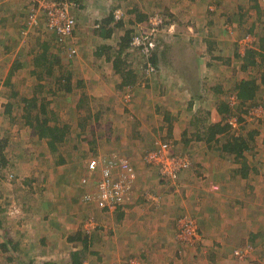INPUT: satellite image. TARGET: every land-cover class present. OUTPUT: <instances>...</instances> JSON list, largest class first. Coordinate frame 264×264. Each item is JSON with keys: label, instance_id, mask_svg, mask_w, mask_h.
<instances>
[{"label": "rangeland", "instance_id": "obj_1", "mask_svg": "<svg viewBox=\"0 0 264 264\" xmlns=\"http://www.w3.org/2000/svg\"><path fill=\"white\" fill-rule=\"evenodd\" d=\"M28 1L17 0L14 5L20 13L17 16L13 8H0V140H8L6 154L12 159L8 165L0 161V222L4 223L3 227L0 225V244L6 243L8 248H14L11 238L18 240L14 250H0V264H40L45 261V248L49 252L58 249L61 255L69 257L71 248H67V244L73 247L76 241H66L67 236L82 239L83 233L88 230L94 231L93 236H99L98 226H88L89 221L86 220L92 211L91 205L85 204L84 200L85 194L91 190L88 187L91 185L86 182L100 170L98 160L106 161L116 155L118 159L128 157L134 165L137 163L144 167L143 153L151 148V144L153 146L155 138L173 139L169 136L166 115L173 120V128L175 124L180 126V142L183 143L180 151L194 148L190 145L191 141L201 140L208 124L218 122L213 114L226 122L223 115L217 112V106L235 93V82L258 75L262 69L258 59L257 66L244 70V60L236 54L237 42L249 32L256 31L258 45L264 44V27L258 20L260 24L250 31L252 18L248 12L244 14L248 23L221 20L220 32L216 35L224 37L227 44L222 43L221 49L217 47L216 55L212 56L207 50L216 40L207 37L211 27L198 19L194 20L195 10L192 6L197 3L196 0H111V3H105L111 4L105 7V15L99 18L90 13V8H94L92 0H80L82 8L74 11L79 20L77 23L80 22L79 31L73 39L68 36L64 40L58 39L64 44L60 47L54 42L55 36L46 24L47 18L43 17L45 14L39 16L36 25L28 21L34 0ZM213 3L214 0L204 1L205 16ZM136 5L142 6L143 14L150 17L167 20L172 13L175 14V22H172L176 28L166 24L157 31L163 32L162 39L155 46L159 54L157 74L144 78V82L136 85L127 83L122 88L121 76L115 73L112 62L106 61L104 56L95 57L94 50L101 43L116 44L126 29L131 28L136 30L135 34H141L152 28L150 18L139 22L136 13L128 12ZM116 6L123 7L117 9L119 17L115 14V18L122 21L124 29L115 28L118 23L115 21L110 25L113 33L106 35L107 31L103 30L99 34L94 29L95 21L109 16ZM188 26L192 27L190 31ZM175 30L176 33L181 31L180 36L173 35ZM137 64L142 65L138 60L134 64L136 69ZM180 71L196 77L192 80L194 83L190 82V89L189 81H184L185 77ZM69 72L73 74V83L68 91L67 82L60 78L63 73ZM198 78L199 88L195 85ZM78 82H83L84 87L78 88ZM196 92H199V96L193 99ZM129 94L131 102L126 103L125 97ZM34 97L37 107L45 103L51 125L69 126L67 137L57 150L50 148L47 138H39L34 125L31 126L25 115V106ZM5 100L10 107H4L7 104ZM231 105L239 116L246 114L239 112L247 110L248 105H261L264 108V89L258 92L254 101H247L239 107L237 103ZM36 109L30 108L33 121ZM136 116L142 122L139 129H135L138 128ZM128 124L132 126L131 134L126 132L125 126L128 127ZM232 131L229 132L231 135ZM240 132L250 145H256L261 152L264 147V122L248 123ZM220 140L225 141L223 137ZM16 144L18 147H15ZM252 149L256 150L255 147ZM189 152L193 157L192 150ZM253 152L248 150L246 154L249 157ZM261 156L257 153V160L262 161ZM27 157L28 161L25 159ZM93 164L96 165L94 170L91 167ZM46 167H52L48 176L44 174ZM183 174L171 187L175 194H184ZM139 176L138 172L137 179ZM46 194H51V202L60 206L52 204L53 210L48 216ZM128 209L124 207L121 211L128 212ZM64 211L66 214H63ZM114 215L115 221L117 217L119 220L126 217L121 213ZM44 217L66 219L70 222L69 230L58 228L54 233L48 231L45 229L46 223H42ZM107 222L115 223L111 216ZM69 232L72 233L69 235ZM21 239L26 246H20ZM91 251L95 250H86L82 257L86 264L105 263L102 256ZM57 260L58 264H72L71 258ZM134 262L138 264L135 259Z\"/></svg>", "mask_w": 264, "mask_h": 264}, {"label": "crops", "instance_id": "obj_2", "mask_svg": "<svg viewBox=\"0 0 264 264\" xmlns=\"http://www.w3.org/2000/svg\"><path fill=\"white\" fill-rule=\"evenodd\" d=\"M110 1L92 0L91 4L94 5V8H90V13L94 14L96 18L101 17L105 13V7H110ZM196 1L197 3L192 6L195 10L194 20L198 19L202 24L207 25L210 15L218 18L220 23L225 19L231 20L233 23H245L248 19L244 17V14L248 12L252 18V21L249 22L250 28L253 29L256 24L260 23L261 27H264V10H262L264 0H217L215 4L209 5L216 12H207L206 19L207 14L204 15L205 0ZM16 2L17 0H0V8L4 7L6 10L13 8L16 12L15 15H20L19 10L14 7ZM107 2L110 3L105 4ZM235 8L236 10H234ZM17 19L19 20V18ZM237 20L238 22H236ZM222 43L227 44V40L218 36L217 47L219 50ZM94 94L96 95V93ZM7 102L5 100V103ZM9 105L7 103L4 107L7 108ZM213 116L215 121H222L219 116H215V114ZM136 121L138 128L135 129H139L142 124L140 117L136 116ZM214 123L217 122H212V124ZM125 127L126 132L131 134L133 131L131 124ZM207 130L208 127L201 136V140L191 141L190 145L194 148L184 151H180L183 146V143L180 142V126L177 127L175 124L171 135L169 134L170 137H173L170 140L174 143V151L189 153L194 162L193 168L184 171L185 190L183 195L175 194L168 183L161 181L156 168L149 165L138 166L136 163L141 177L139 176L137 179L133 194L128 198L127 205H130L128 212L123 211L124 213H122L126 217L122 220L117 217L115 221L116 211H107L98 203H88L91 205L92 215L86 221L93 220L95 226H98L97 229L99 228L100 235L93 236L94 231L92 230L84 232L82 239L67 236L66 241H76V244L73 245L74 248L67 244V248H71L69 257L61 255V251L58 249L49 252V249L45 248L43 249V252L46 253L44 260L58 264V258H71L72 263L74 252H79V255L84 257L86 250L94 249L95 251L91 252L102 256L105 259L104 264H135L134 259L138 264H263L264 147L259 152L257 146L254 144L252 146L249 142L243 155L235 158L234 153L222 148L224 142L221 140L209 141L206 137ZM228 134L231 135V133ZM232 135L245 138L241 132L239 135L234 133ZM224 136L225 134H222L218 137L225 139ZM139 137H143L141 132H139ZM15 147H18L17 144ZM252 147H255L256 150ZM190 150H192L193 157ZM248 150L254 151L249 157L246 154ZM257 153L262 155L260 158L262 161L257 160ZM7 158L12 161L8 156ZM25 159L28 161V157ZM13 161L16 163L15 159ZM243 165H245L244 168H242ZM51 168L46 167L44 174L47 175L52 171ZM88 187L91 189L90 192L96 191L95 187ZM46 198L48 205L46 216H48L53 210L51 205H59L56 202H51L53 200L51 194H46ZM181 213L192 215V217H194L193 215L197 216L195 218L201 238L190 239L189 236L181 237L179 235ZM63 214L66 212L64 211ZM109 216L115 222H112L113 225L107 222ZM50 217H44V221L42 220V223H46L45 229H49L48 231L52 233L56 232L58 228L69 230V221ZM1 225L3 227L4 223ZM103 232L110 234L102 235ZM71 233L69 232V235ZM11 239L15 244L18 241L14 240V237ZM55 239L58 241L57 238ZM60 240L64 241L62 238ZM19 242L20 246H26V244H22V239ZM54 245L56 247L57 243L55 242ZM247 245L251 247L249 257L242 259L234 254L236 248ZM83 263L86 264L85 261Z\"/></svg>", "mask_w": 264, "mask_h": 264}, {"label": "trees", "instance_id": "obj_3", "mask_svg": "<svg viewBox=\"0 0 264 264\" xmlns=\"http://www.w3.org/2000/svg\"><path fill=\"white\" fill-rule=\"evenodd\" d=\"M78 4H77V9L82 8L81 3L79 2L80 0H75ZM217 2V0L214 1L213 4H215ZM119 8H123V7H115L114 9L111 10L110 15L107 17H104L100 20H96V24L94 26L95 31L99 32V34L103 31L106 30L107 34H110L113 30L110 27V25H112L115 21H117V25L116 27H119V29L123 30L124 29V24L122 23L121 20H118L115 18V14L117 13L118 10H120ZM118 9V10H117ZM142 6H137L134 9L128 10V12H132V13H136V16L138 17V21H144L145 19H149L151 18L150 15L148 16L147 14H143V12L141 11ZM208 12L209 13H214L216 12L215 9H211L210 7L208 8ZM211 17H208V15L205 17V19L208 17V21H207V25L208 27H211L212 29L209 30L207 37L209 38H213L216 41H212L210 46L208 47V52L214 56L215 51L217 49V39L218 36L216 35L219 34L220 32V22H218V18H215L214 16L210 15ZM76 18V16H75ZM176 15L175 14H171L170 18L167 20H163V23L158 27V29H160L161 27H163L166 24H170V26L174 28H176V25H174L173 23L175 22ZM165 19V18H164ZM150 20V19H149ZM174 20V22H172ZM79 20L78 18H76V25L74 26V28L72 29L71 32V36H69V38H74L77 34L78 30V24L77 23ZM172 22V23H171ZM169 27V26H168ZM167 27V28H168ZM188 31H190L192 29L191 26H188ZM177 30H175V32L173 33L174 36L179 35L180 36V32H177ZM250 31H253L250 30ZM135 32L136 30L134 29H126L124 31V35L120 37L119 41L115 44L113 43H101L98 44L94 50V56L95 57H99L102 58L103 56L105 57L104 59L106 61H111L114 71L115 73L119 74L121 76L122 79V85H125L128 83V85L131 84L132 85H136L138 82H144L142 81L144 78H150L151 75L153 74H157L156 72H158L159 69V63H158V57L159 54L157 53V47L156 44L157 42H159L162 38V33L163 32H155L152 35H150V40L153 41V46L150 47V42H147V47H150L148 52H146V47L145 44L142 45H135L134 44V39H135ZM113 33V32H112ZM53 35L55 36V41L56 45L58 47L60 46H64L63 42L58 40V34L56 32H53ZM247 35H253L255 37V41L253 42V47L248 45L245 50H244V54L243 53V47H242V39L244 37H246ZM112 34L109 36L111 37ZM155 36V37H154ZM159 37V38H158ZM242 39H240L237 44H238V50H237V55L239 57H241L244 60V64H243V69L247 70L250 66H257L258 65V59L261 62L262 65V69L261 71L258 73V75H251L248 78H242L240 81L237 80V82H235V93L233 95L236 96L237 100V106H241L243 104H246L247 101H254L257 96H258V92L260 90L264 89V44H259L258 45V38L256 36L255 32H249L245 35H243ZM62 48V47H61ZM193 49V47H192ZM198 53V52H197ZM46 58V57H45ZM140 60L142 65L137 64V69L134 68V64ZM177 64V62H176ZM153 67V69H150V66ZM141 67V71L139 70ZM178 66V65H177ZM176 67V66H175ZM142 68H144V70H142ZM197 70V68H196ZM195 70V74L196 76L197 71ZM185 71V70H184ZM184 71H180L183 72V76L185 77L184 81H189L188 85H189V89L192 86L190 82H193V79H196V77L194 75H190L189 73H184ZM187 71V69H186ZM194 72V71H193ZM49 74L52 75L51 72H49ZM194 76V77H193ZM184 79V78H183ZM60 80L67 82V90H71V84L73 83V74L72 73H67L61 76ZM83 82H78V88H83L84 84H82ZM190 83V84H189ZM194 83V82H193ZM196 87L199 88V78L198 80H196L195 83ZM124 87V86H122ZM85 90V89H84ZM192 92V91H191ZM132 94V93H130ZM130 94L125 97V102H131V98ZM197 96H199V92H196L193 95V99H196ZM133 97V95H132ZM128 101V102H127ZM232 100H226V101H220V103L217 106V111L219 114L223 115L224 119L227 120V118L232 115L233 113V107L231 105ZM37 101L36 98L34 97L33 100H29L27 105L25 106L27 108V111L25 113V115H27L28 117V121L30 122L31 126L34 127V129H36L37 135L39 136V138H47L48 139V144L50 146V148L52 150H57L58 146L64 142V140L67 137V133H68V125L65 124L64 126H59V125H51V119L46 115V105L45 103H42L40 106L38 105L37 107ZM253 104V103H252ZM9 107V106H8ZM31 107H35L37 108V112L35 114L34 120H32V116H31V112H30V108ZM246 113L247 110L246 109H242L240 110L239 113ZM227 113V114H226ZM165 119L169 122V126H168V132L169 134L173 131V123H172V119L169 117V115L165 116ZM33 121V122H32ZM35 122V124H33ZM231 129V126L226 122L223 121H219L217 123L214 124H210L208 126V130L206 131V137L209 141L211 140H220V138L218 137L219 135L225 134V141L222 144V148L226 151H229L230 153H234L236 155V157H241L243 155V152L245 149L248 148V141L246 138H244L243 136H233L228 134L229 131ZM171 135V134H170ZM251 137V135H250ZM161 139V138H160ZM164 141H169L168 139H162ZM169 142H173L172 140ZM174 144V143H173ZM8 147V140H4L2 142V140H0V161L3 162L4 165H8L9 164V159L6 156V150ZM194 162L192 160V165L189 169L193 168ZM245 165L242 166V168H244ZM188 169V170H189ZM184 173V171L181 173V175ZM181 175H179V178H181ZM178 178V179H179ZM164 182V181H163ZM168 183L172 188L175 186V184H172L171 182H165ZM128 201L126 203H124L123 205L120 206V208L116 211V213H124L123 210L124 207H130V205H127ZM126 205V206H125ZM181 217L184 214H180ZM179 215V216H180ZM195 218V217H194ZM197 220V219H196ZM2 224V222H0V225ZM12 241V240H11ZM43 241V240H42ZM14 243V248L17 246V243L15 244V242L13 241L12 244ZM14 248H8V245L5 243L0 244V249H2L3 251H9V250H14ZM239 248H244V247H239ZM238 248H236L234 250V254L236 255L235 251ZM74 258L72 261V264H84L83 263V259L81 257V255H79V252H74L73 253ZM238 256V255H236ZM250 255L245 256L242 259H245L247 257H249ZM240 257V256H238ZM241 258V257H240ZM40 264H55V262L52 261H44Z\"/></svg>", "mask_w": 264, "mask_h": 264}, {"label": "built area", "instance_id": "obj_4", "mask_svg": "<svg viewBox=\"0 0 264 264\" xmlns=\"http://www.w3.org/2000/svg\"><path fill=\"white\" fill-rule=\"evenodd\" d=\"M77 4L75 0H34L31 12L28 14V21L36 25L39 16L45 14L43 17L47 18L48 28L52 32H56L60 40H64L66 36H71L72 29L76 25L74 11L77 9ZM116 15H119V11ZM149 21L152 28L141 34H136L134 39L135 45L145 44L146 52L153 46L150 35L159 30L158 27L163 23V18L155 16L151 17ZM254 41L253 35H247L242 39L243 53L248 45L253 46ZM147 42H150V47H147ZM149 66L152 70L153 67ZM230 99L232 100L231 104L237 103L235 95H232ZM236 111L233 109L232 115L226 120L236 135H239L241 128L248 123L264 122V108L261 105H248L247 112L243 116H239ZM234 131L232 132L234 133ZM173 148V142L155 138L153 146L143 153V163L156 168L161 181L176 184L179 175L191 167L192 158L189 153L174 151ZM116 157L118 156H112L106 161L98 160L100 170L94 174L92 179L88 180V183L95 187L96 191H88L84 197L86 203H98L102 208L111 212L117 211L121 205L128 201L129 196L133 194L138 178L136 165L128 157L120 159ZM91 167L94 170L96 165L93 164ZM179 224L181 237L201 238L198 222L192 215H183L179 219ZM88 226L96 227L93 220H89ZM235 253L244 258L251 254V247L247 245L244 248H238Z\"/></svg>", "mask_w": 264, "mask_h": 264}]
</instances>
